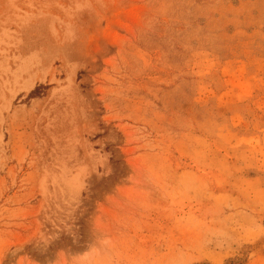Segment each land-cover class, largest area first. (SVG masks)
Segmentation results:
<instances>
[{
	"label": "rangeland",
	"instance_id": "rangeland-1",
	"mask_svg": "<svg viewBox=\"0 0 264 264\" xmlns=\"http://www.w3.org/2000/svg\"><path fill=\"white\" fill-rule=\"evenodd\" d=\"M0 264H264V0H0Z\"/></svg>",
	"mask_w": 264,
	"mask_h": 264
}]
</instances>
